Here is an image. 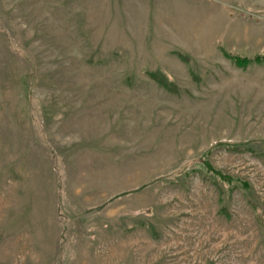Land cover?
I'll return each mask as SVG.
<instances>
[{
    "label": "rangeland",
    "instance_id": "374dc122",
    "mask_svg": "<svg viewBox=\"0 0 264 264\" xmlns=\"http://www.w3.org/2000/svg\"><path fill=\"white\" fill-rule=\"evenodd\" d=\"M256 57L264 0H0V264H264Z\"/></svg>",
    "mask_w": 264,
    "mask_h": 264
},
{
    "label": "trees",
    "instance_id": "16d2710c",
    "mask_svg": "<svg viewBox=\"0 0 264 264\" xmlns=\"http://www.w3.org/2000/svg\"><path fill=\"white\" fill-rule=\"evenodd\" d=\"M224 54H225V56L227 58L232 59L233 62L236 65H238V66H245V65H247V64H249L251 62V60H249V59H244V58H241V57H238V56L229 55V54H226V53H224ZM253 61H256V62L257 61H264V58L256 57V58L253 59Z\"/></svg>",
    "mask_w": 264,
    "mask_h": 264
}]
</instances>
